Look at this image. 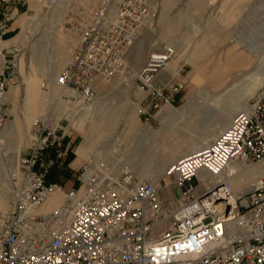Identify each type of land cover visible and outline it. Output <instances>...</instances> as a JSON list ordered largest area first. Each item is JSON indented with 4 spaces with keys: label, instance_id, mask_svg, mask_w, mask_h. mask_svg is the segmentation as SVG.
<instances>
[{
    "label": "built area",
    "instance_id": "built-area-1",
    "mask_svg": "<svg viewBox=\"0 0 264 264\" xmlns=\"http://www.w3.org/2000/svg\"><path fill=\"white\" fill-rule=\"evenodd\" d=\"M152 2L101 0L55 78L57 86L72 91L65 97L91 101L99 85L122 75ZM24 5L25 0H0L1 40ZM4 50L0 48V129L11 68ZM173 53L168 48L153 55L140 72L150 94H162L155 74ZM59 131L43 117L32 123L33 143L20 157L12 204L0 214V264H264V175L236 195L231 179L238 172L228 170L232 162H264V87L204 149L167 168L169 182L140 178L129 170L113 179L85 164L77 182L66 189L50 180L55 169L65 167L68 155ZM61 190L65 199L58 212L38 213L48 196ZM70 213L63 223L60 218Z\"/></svg>",
    "mask_w": 264,
    "mask_h": 264
},
{
    "label": "rangeland",
    "instance_id": "rangeland-1",
    "mask_svg": "<svg viewBox=\"0 0 264 264\" xmlns=\"http://www.w3.org/2000/svg\"><path fill=\"white\" fill-rule=\"evenodd\" d=\"M51 2L25 0L12 29L3 37L4 41L16 40L3 48L11 51L4 50L11 62L5 95L17 92V96L6 101L4 95L2 99L5 124L0 131V160L4 168L0 166V201L5 206H0V214L12 204L16 177L20 176V157L30 145L26 133L23 143L15 138L13 124H23L32 100L37 115H48V122L64 135L67 157L74 154L66 161V172L56 175L68 189L77 182L85 164L99 169L106 177H118L129 166L127 169H134L139 176L169 182L163 172L172 162V153L184 152L187 146L197 147L208 134L201 129L202 122L210 119L213 111L209 108L203 115L201 110L210 106L209 100H218L228 107L244 101L250 105L264 87V0H153L151 14L126 54L122 75L99 85L91 101L65 97L62 89V104L52 97L57 88L55 78L68 64L81 28L101 0H64L63 5L61 0ZM163 48H172L174 53L167 68L163 66L155 74L156 83L163 87L162 94L152 95L143 89L139 74L153 54L164 53ZM21 59L23 71L19 68ZM195 65L199 74H217L218 78L213 83L204 80L200 84L194 74ZM29 80L39 87L31 101L25 92ZM220 132L213 128L210 135ZM88 137L93 138L90 158L74 166L77 149ZM98 160L102 164L98 165ZM261 164L264 162L256 165ZM110 169L113 173L107 176ZM252 171L254 179L239 178L234 183L235 191L261 176L259 169ZM174 193L180 196L178 189ZM168 199L172 200V195ZM60 219L69 222L71 213Z\"/></svg>",
    "mask_w": 264,
    "mask_h": 264
},
{
    "label": "bare ground",
    "instance_id": "bare-ground-1",
    "mask_svg": "<svg viewBox=\"0 0 264 264\" xmlns=\"http://www.w3.org/2000/svg\"><path fill=\"white\" fill-rule=\"evenodd\" d=\"M51 3H53V2H51ZM58 3V2H57ZM61 5H63L64 4V0H61V3H60ZM54 5V4H53ZM55 14V13H54ZM55 15H57V14H55ZM150 16V15H149ZM148 16V17H149ZM147 17V18H148ZM146 18V19H147ZM145 19V20H146ZM144 20V21H145ZM144 21H143V23H144ZM143 23H142V25H141V28H142V26H143ZM141 30V29H140ZM16 40L15 39H11V40H7V41H4V40H1L0 39V48H3V47H5V46H9V45H12V44H14V43H16L15 42ZM77 41H78V38H77V40H76V42H75V45H74V47H73V49H72V52H73V50H74V48H75V46H76V44H77ZM165 50H167V48H164L163 49V51L165 52ZM72 52H71V54H72ZM159 54H161V53H155V54H153L154 56H157V55H159ZM70 58H71V55H70ZM70 58H69V60H70ZM69 62V61H68ZM169 62L170 61H168L166 64H165V67L164 68H167V66H168V64H169ZM228 69H230V66L229 65H227L226 66ZM19 68H20V70L21 71H23L24 70V59H21L20 60V62H19ZM222 68V67H221ZM195 73V75H196V79H197V81L201 84L204 80H206V81H208L209 83H213V82H215V80L218 78V76H217V74H212L211 76H209V77H206V76H204V75H201V74H199V67L197 66V65H195V71H194ZM129 78H132V76H129ZM195 79V80H196ZM54 84H56V82L54 83ZM56 89H54L53 90V94H52V97H53V99H56V100H61L62 101V104H63V98H62V96H61V91H62V88L61 87H59V86H57L56 85ZM38 85L36 84V82H34L33 80H29L28 81V83H27V88H26V97H28L29 98V100L31 101L32 99H30V98H33L34 99V97H33V95H35L36 93H37V91H38ZM59 88V89H58ZM64 90V89H63ZM66 91V93H72V91H70V90H65ZM70 91V92H69ZM16 96H17V92H9V93H7L6 95H5V100L7 101L8 99H11V98H15L16 99ZM213 97H215V96H213ZM209 102H210V106H208L205 110H201V112H202V114L204 115V113L206 112V110H208L209 108H211V110L213 111V114H212V116L210 117V119H208V120H205L204 122H202L203 124H202V127H201V129L202 130H204V131H207V133L208 134H206V135H204L202 138H201V140H200V142L199 143H201V144H199L197 147H191V146H187L186 147V150L184 151V152H181V153H179V154H175V152H173L172 153V162L167 166V168H169V167H171L172 165H174V163H175V161H177V160H179V159H181V158H183V157H185V156H188V155H190V154H192V153H194V152H197V151H199V150H202V149H204L205 147H206V145L207 144H209L217 135H210V132H211V130L213 129V128H215L216 130H223V128L225 129V127H227L229 124H230V122H231V120H232V118H233V116L237 113V112H239V111H245V110H247L249 107H250V105H249V103H248V101H244V103L243 104H240V105H238V106H232V107H228L227 105H223V104H219V102H218V100H215V99H211V100H209ZM213 104V106L214 107H212L211 105ZM101 108H104V106H102ZM28 109V113L26 114V116H24L25 118H24V122H23V124L22 125H19L16 121L14 122V124H13V134H14V136H15V138H17L18 140H20V142H22L23 141V139H24V137H25V133L26 134H28V145L30 144V145H32V143H33V137L31 138V127H32V123H33V121L36 119V118H39V117H43V118H46V119H48L49 117H48V115H46V114H39V115H37V107H36V105H35V100H32L31 102H30V106L27 108ZM63 109V108H62ZM198 110V109H197ZM92 111V110H91ZM103 111V110H102ZM200 111V110H199ZM231 111H234V114L233 113H231ZM58 112H59V109H58ZM61 113V112H60ZM135 114V113H134ZM231 114H233V116L231 117ZM174 116L175 115V111L174 112H172V114H171V116ZM183 115V114H182ZM33 116L35 117L34 119H32L33 118ZM170 116V115H169ZM137 117L135 116V119H136ZM3 128V127H2ZM1 128V129H2ZM1 129H0V131H1ZM5 133V132H4ZM145 134H146V136H148L149 135V132H144ZM5 139V138H4ZM2 140L3 139H0V146L2 145ZM23 143V142H22ZM86 148H87V145L84 143L83 144V146L82 147H80V149H79V151H78V155H79V160H80V158L81 159H88L90 156H89V153H87V150H86ZM200 148V149H199ZM19 149H20V147H18L17 149H16V156L18 157L19 156ZM102 155V154H101ZM128 163H129V161H128ZM97 164L98 165H100V164H102L101 163V160H98L97 161ZM0 166H1V168L2 169H4L3 168V165H2V162H1V160H0ZM16 171H18L19 172V168H18V162L16 161ZM166 168V169H167ZM127 169V168H126ZM256 169L258 170L259 169V173H261V175H264V164H261V165H259V167H258V165H249V166H247V165H243V164H241V163H237V162H232V163H230L229 164V166H228V170H230V171H235V172H238V174H237V176L236 177H234L233 179H231V182H232V184H233V186H234V183H236L237 182V180L240 178V180L241 181H244L245 180V178L246 179H254V178H252V177H254L253 176V171L252 170H255L256 171ZM129 171H132V170H129ZM133 172V171H132ZM111 173H112V170H110L109 172H108V174H107V176L108 175H111ZM135 173V172H134ZM164 173L166 174V170L163 172V175H164ZM137 174V173H136ZM139 176V175H138ZM140 178H146V179H150V177L149 176H147V175H144V174H142L141 176H139ZM115 178H117V176L115 177ZM114 179V178H113ZM208 180H210V181H215V178L213 177V176H211V175H209V178H208ZM256 180V179H255ZM254 180V181H255ZM236 181V182H235ZM254 181L253 182H250V184H246L244 187H243V189L241 190V191H235V194L236 195H239L240 193H242L244 190H247V189H249L250 188V186L254 183ZM205 183H207V182H205ZM5 188L6 189H10V187L8 186V185H6L5 186ZM234 190H235V188H234ZM64 199H65V195H64V191L63 190H61V191H55V192H53L51 195H49L48 196V198L45 200V202L37 209L38 210V213H45V214H51V213H54V212H58V209H59V207L64 203ZM0 206H5V204H3V202L2 201H0ZM69 214H66V215H64V216H68ZM72 216V215H71ZM62 220V219H61Z\"/></svg>",
    "mask_w": 264,
    "mask_h": 264
},
{
    "label": "crops",
    "instance_id": "crops-1",
    "mask_svg": "<svg viewBox=\"0 0 264 264\" xmlns=\"http://www.w3.org/2000/svg\"><path fill=\"white\" fill-rule=\"evenodd\" d=\"M164 49V48H163ZM162 49V50H163ZM91 139H93L92 137L91 138H86L85 139V144L87 145V148H86V150H87V153H89V156L91 155V151H92V147H91V143H90V140ZM79 149H80V147L77 149V157L75 158V160L73 161V165L74 166H79V165H81L84 161H87L88 159H81L80 158V160H79V155H78V151H79ZM138 161V160H137ZM129 167V166H128ZM128 167H126V168H128ZM110 170H112V173H113V169H110ZM126 170H134V169H126ZM126 170H124V171H126ZM134 172V171H133ZM112 175V174H111ZM260 175H261V173H260Z\"/></svg>",
    "mask_w": 264,
    "mask_h": 264
},
{
    "label": "trees",
    "instance_id": "trees-1",
    "mask_svg": "<svg viewBox=\"0 0 264 264\" xmlns=\"http://www.w3.org/2000/svg\"><path fill=\"white\" fill-rule=\"evenodd\" d=\"M73 157H74V154L73 153H69V156L66 158V161L72 159ZM65 170H66V165H65V167L63 169H59V170L55 169L53 171V173H51V175H50V180H52V181L56 180V178H57L56 175L62 174V172L65 173L66 172Z\"/></svg>",
    "mask_w": 264,
    "mask_h": 264
},
{
    "label": "water",
    "instance_id": "water-1",
    "mask_svg": "<svg viewBox=\"0 0 264 264\" xmlns=\"http://www.w3.org/2000/svg\"><path fill=\"white\" fill-rule=\"evenodd\" d=\"M207 193H208V191L205 192V193H203V194H201V196H204V195L207 194ZM228 210H229V206L227 207V212H228Z\"/></svg>",
    "mask_w": 264,
    "mask_h": 264
}]
</instances>
